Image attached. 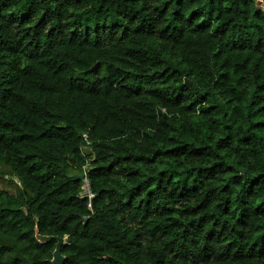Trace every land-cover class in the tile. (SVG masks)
Instances as JSON below:
<instances>
[{"label":"trees","instance_id":"trees-1","mask_svg":"<svg viewBox=\"0 0 264 264\" xmlns=\"http://www.w3.org/2000/svg\"><path fill=\"white\" fill-rule=\"evenodd\" d=\"M261 3L0 0V264H264Z\"/></svg>","mask_w":264,"mask_h":264},{"label":"water","instance_id":"water-1","mask_svg":"<svg viewBox=\"0 0 264 264\" xmlns=\"http://www.w3.org/2000/svg\"><path fill=\"white\" fill-rule=\"evenodd\" d=\"M98 68H99V63H96L93 66L92 71L95 74H97L98 73ZM83 151L86 154H89V155L90 154H93L94 155V153H93V151H92V149L90 147H85L83 149ZM94 158H95V155H94V157L91 160H89V163H91L94 160ZM74 177L77 178V179H79V180H82L85 177V172H82L79 175H74ZM57 239H58V242H57L56 249H55L54 255H53L54 256V258H53V260H54L53 264H62L63 263V257L61 255V248H62V245H63V242H62L63 239L62 238H57Z\"/></svg>","mask_w":264,"mask_h":264},{"label":"built area","instance_id":"built-area-1","mask_svg":"<svg viewBox=\"0 0 264 264\" xmlns=\"http://www.w3.org/2000/svg\"><path fill=\"white\" fill-rule=\"evenodd\" d=\"M83 137H84V140L86 141V146H89L90 141L88 140V135L83 134ZM80 196L82 198H88L89 200L88 206L91 208V199L93 198L94 194L90 190V185H89V181L87 177L84 179V184H83L82 192L80 193Z\"/></svg>","mask_w":264,"mask_h":264},{"label":"clouds","instance_id":"clouds-1","mask_svg":"<svg viewBox=\"0 0 264 264\" xmlns=\"http://www.w3.org/2000/svg\"><path fill=\"white\" fill-rule=\"evenodd\" d=\"M85 147H89V146H83L82 147V150L85 148ZM83 172H85V171H83ZM86 178V172H85V177L82 179L83 180V184H84V179ZM88 178V177H87ZM89 181V180H88ZM83 184H82V187H83ZM90 185V184H89ZM82 187H81V191H80V193L82 192ZM90 190H91V188H90ZM92 192V191H91ZM80 193H79V197L81 198V199H87L88 200V198H82L81 196H80ZM95 196V195H94ZM94 196H93V198H94ZM92 198V199H93ZM92 199H91V208L89 207V209H92ZM88 203H89V200H88ZM62 239H64V238H62Z\"/></svg>","mask_w":264,"mask_h":264},{"label":"rangeland","instance_id":"rangeland-1","mask_svg":"<svg viewBox=\"0 0 264 264\" xmlns=\"http://www.w3.org/2000/svg\"><path fill=\"white\" fill-rule=\"evenodd\" d=\"M261 8L264 9V4H260ZM63 243H65V239L62 240Z\"/></svg>","mask_w":264,"mask_h":264}]
</instances>
